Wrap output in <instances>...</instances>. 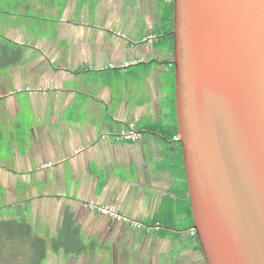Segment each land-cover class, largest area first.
I'll use <instances>...</instances> for the list:
<instances>
[{
	"label": "crops",
	"instance_id": "0c3cea01",
	"mask_svg": "<svg viewBox=\"0 0 264 264\" xmlns=\"http://www.w3.org/2000/svg\"><path fill=\"white\" fill-rule=\"evenodd\" d=\"M170 3L0 0V264H205L168 211Z\"/></svg>",
	"mask_w": 264,
	"mask_h": 264
},
{
	"label": "water",
	"instance_id": "95a60500",
	"mask_svg": "<svg viewBox=\"0 0 264 264\" xmlns=\"http://www.w3.org/2000/svg\"><path fill=\"white\" fill-rule=\"evenodd\" d=\"M177 137L205 264H264V0H172Z\"/></svg>",
	"mask_w": 264,
	"mask_h": 264
},
{
	"label": "trees",
	"instance_id": "16d2710c",
	"mask_svg": "<svg viewBox=\"0 0 264 264\" xmlns=\"http://www.w3.org/2000/svg\"><path fill=\"white\" fill-rule=\"evenodd\" d=\"M171 5V11L168 15V23H169V32L170 34L168 35V40L171 43V49H172V35H171V31L173 28V22H172V2L170 3ZM172 73H173V66H172ZM172 123L169 126V129L171 130V132H169V135L175 136L177 133V129H176V120H175V108L173 107L172 109ZM177 146V156L179 157L180 163H181V173H182V184L180 186H178L175 189V198L172 200V202L170 203V208L168 209L169 212H174L177 215H179L183 220H184V224L186 226L192 227L193 225V220L191 217V212H190V205H189V199H188V193H187V188H186V183H185V174H184V170H183V165H182V154H181V146L180 143L177 142L176 144ZM194 240L197 241V237L196 234L194 233L193 235ZM196 249L201 253V248L198 245H196ZM202 254V253H201Z\"/></svg>",
	"mask_w": 264,
	"mask_h": 264
},
{
	"label": "built area",
	"instance_id": "2783aa9c",
	"mask_svg": "<svg viewBox=\"0 0 264 264\" xmlns=\"http://www.w3.org/2000/svg\"><path fill=\"white\" fill-rule=\"evenodd\" d=\"M167 2H172V0H165ZM114 138L118 141H124V142H137L141 138V133L135 129V126L133 123H130L127 125L122 131L119 133L113 135ZM104 138V136H103ZM91 210H96L102 215L109 216L111 218L117 219V220H123L125 222H128L129 219L125 217H121L117 214V212L110 206H95L90 205ZM133 223V222H132ZM133 226L136 228H140L141 224L139 223H133ZM192 234H194V231H191Z\"/></svg>",
	"mask_w": 264,
	"mask_h": 264
},
{
	"label": "flooded vegetation",
	"instance_id": "af4514ba",
	"mask_svg": "<svg viewBox=\"0 0 264 264\" xmlns=\"http://www.w3.org/2000/svg\"><path fill=\"white\" fill-rule=\"evenodd\" d=\"M137 86H138V83L135 84L136 90H138ZM162 88H163V91H161V94H160L162 101L160 103V106L162 107V109H164V110H166V112H168L167 117H172V109H173V107L175 108L174 73H172V71L169 72L166 80L163 82ZM169 119H171V118H169ZM137 121H138V119L136 118V122ZM171 121H172V119H171ZM133 122H131V123H133Z\"/></svg>",
	"mask_w": 264,
	"mask_h": 264
},
{
	"label": "rangeland",
	"instance_id": "374dc122",
	"mask_svg": "<svg viewBox=\"0 0 264 264\" xmlns=\"http://www.w3.org/2000/svg\"><path fill=\"white\" fill-rule=\"evenodd\" d=\"M139 86V85H138ZM138 86H137V88H138ZM161 101H162V99L160 98V103H161Z\"/></svg>",
	"mask_w": 264,
	"mask_h": 264
}]
</instances>
